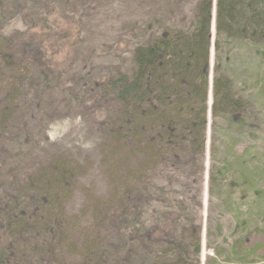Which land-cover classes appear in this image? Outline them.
<instances>
[{"label": "trees", "instance_id": "trees-1", "mask_svg": "<svg viewBox=\"0 0 264 264\" xmlns=\"http://www.w3.org/2000/svg\"><path fill=\"white\" fill-rule=\"evenodd\" d=\"M195 1L196 12L190 17L161 25L159 29L153 27L146 33L145 41L131 49L132 63L127 71L103 83L98 82L100 76L86 81L85 92L98 83L104 85L103 88L108 84V90L115 95L117 120L113 128H103L107 133L106 141L111 143L106 144L104 159L121 155L115 173L114 169L112 172L117 178L114 191L93 206L95 221L106 237L83 248L94 252L95 245H100L96 252L99 256L86 264H112V259L114 264H130L132 258L137 264H228L244 262V255L248 258L254 254V249L249 252L244 249L245 238L242 237L241 243L237 246L236 241L223 260L215 245H212L213 254L202 259L204 224L195 223L188 206L195 197L193 193L202 196L204 176L208 202L212 205L208 206L209 224L211 211L218 202L230 209L231 206L240 209V202L251 206V202L258 200L250 199L263 193L254 180L259 169L258 156L254 152L247 153L238 144L245 135L256 134V128L248 122L247 102L236 91L231 73L226 72V63L231 59L227 50L235 41L249 40L264 52V0ZM154 4L156 8L162 5L164 15L172 16L175 10L183 8L184 1L172 0V5ZM1 7H4L2 14L22 13L28 18V24L34 25L33 21L39 24V14L35 16L34 8L27 10L26 0H0ZM53 11L51 9L49 15L54 14ZM41 20L46 23V18ZM26 32L27 28L20 35ZM27 35L11 46L10 36L0 33V82L4 78L8 81L7 91L4 93L1 89L0 92L6 95L0 110V135L5 134L8 123L13 121L17 102L24 92L30 91V95L36 96L33 91L38 85L48 86L58 76L54 75L46 57L47 38L35 30L32 40L44 46L30 51L27 47L32 45V40L28 41ZM26 120L23 125L28 123ZM208 149L210 164L206 167ZM227 152H232L233 157H228ZM131 157L136 160L133 169L129 165ZM52 168L57 176L51 174L45 181L41 173L28 174L21 193L34 196L38 202L34 204L32 223L25 218L27 211L21 212L18 220L9 222L8 228L14 237L25 235L29 224L41 234L52 229L51 233L58 236L55 240L59 242L64 238L66 227L63 225H68L69 221L55 217L53 207L61 206V199L52 194V183L57 180L58 187L65 189L64 184L69 182L76 168L62 160L51 164L49 169ZM117 168L126 170L124 177L117 174L120 171ZM176 174L182 178L184 188L178 191L182 197L179 207L167 210L172 207H166L167 202L172 198L177 200V196H172L171 186ZM143 187L145 192L141 191ZM143 197L153 200L154 212L142 218ZM181 208H185L184 211ZM37 212L39 215L43 212V216L36 222ZM233 213L240 221L241 213ZM2 220L0 218V222ZM243 223L240 221L238 226ZM177 226H180L179 232ZM206 235H211V225L207 226ZM19 242L15 243L18 251L20 248L31 251L32 244L23 247V238ZM6 250L0 245V264H11ZM11 255V260L16 262L23 259L15 249Z\"/></svg>", "mask_w": 264, "mask_h": 264}, {"label": "rangeland", "instance_id": "rangeland-1", "mask_svg": "<svg viewBox=\"0 0 264 264\" xmlns=\"http://www.w3.org/2000/svg\"><path fill=\"white\" fill-rule=\"evenodd\" d=\"M183 1V8H178L172 16H167L164 15V7L160 5L156 8L154 3L172 5V0H26L27 10L34 8L35 16L39 14V24L31 22L34 25L28 24V18L22 13L2 14L4 7L0 8V33L10 36L11 46L26 34L28 41L32 40L36 30L49 42L45 44L49 46L46 57L51 62L54 75H58L48 86L38 85V89L33 91L36 96L30 95V91L27 94L24 92L17 102L18 108L13 113V121L7 124L8 128L4 131L6 135H0V218L3 219L0 222V245L7 249L9 263L86 264L96 255L99 256L96 252L100 245H95L97 249L94 252L83 248L106 237L100 224L95 221L93 206L97 200L106 198L109 192L114 191L115 181L117 182L116 175L113 177L112 172L114 169L115 173L121 155H111L104 159L105 149L111 143L106 141L107 133L103 131V128H113L114 121L117 120V102L112 90H108V84L103 88L104 85L97 83L86 92L85 84L98 76V82L103 83L119 72L127 71L132 63L131 49L138 43H143L146 33L153 27L159 29L161 25L176 22L182 17H190L196 12L195 0ZM8 6L11 9V4ZM51 9L55 13L49 15ZM29 13L34 20L31 10ZM42 18H46V23H43ZM26 28L28 32L20 35ZM31 43L27 47L30 51L44 46L37 45L36 39ZM261 49L249 40L233 42L227 50L231 59L226 63V72L231 73L236 91L247 102L248 122L251 121V127L256 128V134L245 135L238 144L247 153L254 152L258 156L259 169L254 180H257L256 187H260L263 193L250 199L258 200L254 204L251 202V206L248 203L244 206V202H240V209H232V206L230 209L228 205L218 202L211 211L209 224L208 206L212 205L208 202V188L204 176L202 196L193 193L195 197L188 206L195 223L204 224L201 234L204 260L209 254H213L212 245L220 249V259L223 260L236 241L238 246L244 237V249L248 252L254 249V254L248 258L244 255V262L228 264H264V52ZM7 84L8 81L4 78L0 82V92L7 91ZM4 93H0V110L3 100L5 101ZM7 104L8 102L5 105ZM25 120L28 123L23 125ZM219 155L222 156L220 152ZM226 155L233 157L232 152H227ZM209 157L208 149L206 167L210 164ZM61 160L71 168H76L74 175L69 177V182L64 184L65 189L63 186L58 187L57 180L52 183V194L61 199V206L53 207L55 217L69 221L66 222L68 225H63V228L66 227L64 238L60 242L55 240L58 236L51 233L52 229L46 231L47 234L36 232L28 222L29 228L25 235L14 237L9 231V222L12 219L18 220L20 213L27 211L29 213H25V218L32 223L34 204L38 202L34 196L28 197L21 193L28 174L33 171L41 173L43 181L50 179L51 174L56 177V171L49 167ZM135 162V158L131 157L129 165L132 169ZM119 170V176L120 173L122 176L126 174L124 168ZM162 176L161 174L163 181ZM172 179L175 181L171 185L172 196H177V200H169L165 206L172 207L167 210L179 207L182 195L178 191L184 188L180 175L176 174ZM141 191H144V187ZM153 210V200H145L143 197L142 218L148 217ZM234 211L241 213L240 221L244 223L240 226ZM42 214L43 212L41 215L37 212L39 217L36 222ZM58 225L61 226L62 223ZM208 225H211L209 237L206 235ZM176 230L179 232L180 226ZM21 238L24 241L23 247L25 244H32L31 251H23L22 248L18 251L15 248V243L19 244ZM14 249L23 257L22 261L11 260ZM140 255H143L141 251ZM112 260L114 264V259ZM130 264H137L136 259L132 258Z\"/></svg>", "mask_w": 264, "mask_h": 264}]
</instances>
